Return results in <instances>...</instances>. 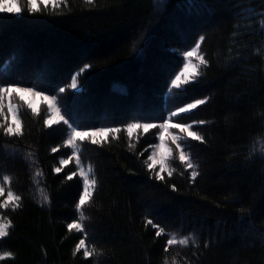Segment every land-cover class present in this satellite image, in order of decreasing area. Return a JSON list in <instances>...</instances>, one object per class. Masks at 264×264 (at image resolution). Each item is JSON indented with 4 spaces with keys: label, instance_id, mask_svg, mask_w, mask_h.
Returning a JSON list of instances; mask_svg holds the SVG:
<instances>
[{
    "label": "trees",
    "instance_id": "16d2710c",
    "mask_svg": "<svg viewBox=\"0 0 264 264\" xmlns=\"http://www.w3.org/2000/svg\"><path fill=\"white\" fill-rule=\"evenodd\" d=\"M19 3V16L0 13V82L44 94L65 87L60 95L79 129L121 132L96 145L78 142L97 181L84 207L86 245L97 254L85 259L82 249L74 256L83 234L67 224L78 218L81 178L66 179L75 163L53 170L69 152L66 126L45 127L47 105L33 115L18 101L23 135L0 129V178L9 176L22 198L15 210L0 209L12 224L0 239V253L12 257L0 264H264V159L250 154L264 140V33L257 18L264 0H60L40 4L39 12H29L27 0ZM247 9L251 15L242 17ZM201 35L207 67L199 83L172 99L171 74ZM77 73L81 90L74 92ZM205 98L184 119L206 122L196 126L205 142H188L197 177L172 145L168 163L176 171L157 180L159 167L149 170L145 162L160 130L137 129L129 137L126 125L162 123L170 110ZM171 234H192L198 247L167 246Z\"/></svg>",
    "mask_w": 264,
    "mask_h": 264
},
{
    "label": "snow or ice",
    "instance_id": "6c2138e0",
    "mask_svg": "<svg viewBox=\"0 0 264 264\" xmlns=\"http://www.w3.org/2000/svg\"><path fill=\"white\" fill-rule=\"evenodd\" d=\"M38 2L47 6L50 0H27V8L29 12H39L40 8L38 7ZM89 3L92 0H88ZM164 0H154L156 4H162ZM53 7L56 6L55 0H51ZM252 9H247L243 15H251ZM0 13H9L19 16L22 13V8L20 7L19 0H0ZM257 18L259 20V27L262 33H264V11L257 13ZM205 40L203 35L199 36L198 40L194 41V47L190 50L184 49L183 56L181 57L182 68L171 74V77L168 82V93L170 98L175 99L179 97L182 93L187 92L188 86L190 84L199 83L198 77L203 74V69L200 65L207 67L206 59L200 55L199 64L193 63L192 58L198 53L201 48V43ZM259 54V50H257ZM87 67V66H85ZM83 71V70H81ZM78 75H73L70 79V87L74 92H79L78 87ZM65 87H59L57 94L45 95L44 90H35L31 86H17L12 83L0 82V102H2L5 95H11L12 93L16 94H29L31 96H39L42 100L47 101V115L43 121L45 127L52 128L54 125H59L61 122L66 126V139L63 141V147L69 149V152L65 155H62L58 159L59 166L54 167V172L60 173L63 170V166H67L70 161L75 158V170L70 174H67L66 179L72 180L74 177L79 174L81 178L82 191L78 197V202L75 205V211L78 214V218L75 219L72 223L67 224V229L71 232L73 229L77 233L83 234V238H80L76 244L73 255L80 253L83 249V257L88 259L93 255H96V249L93 247L89 250L88 245H86L87 232L84 227V221L88 217L84 213V207L92 200L93 193L96 189L97 181L93 175V168L91 165L87 166L85 171L84 162L81 159L82 149L78 145V141H84L90 139L93 145L98 144L99 142L95 139L97 136H102L107 138L109 135H115L121 132L120 127H97L92 130H79V126L72 119L70 112L68 111L67 105L64 103V97L60 94L65 93ZM23 99V96L20 97ZM207 102V99H196L195 102L186 103L184 106L176 107L175 109L170 110L167 120H164L162 123H153V122H133L126 125L127 135L131 137L133 132L137 129H143L144 132H148L149 129H159L161 130V135L159 136V143L151 148L156 149L152 151L147 157V161H152V163H146V166L149 170H154L157 161L159 162V171H156L155 178L157 180H163L164 176L162 173L167 171L168 176H171L173 172L176 171L175 167L169 166V161L174 158V150L172 147L165 144V138L163 133H170L171 144L175 145V152L178 153L179 162L185 165V169H191L190 176L194 181L198 175L196 170L198 165H196L190 155L189 151V138L191 141H198L204 143V137L199 134V131L196 129L197 125H204L205 121H192L190 123L184 122V119L190 118L194 110L198 109L199 106L204 105ZM28 108L31 109L33 115H40L39 111L32 106L31 103L28 104ZM9 113L12 116V122L7 123V118H5V123H0V129H3L4 135L8 137H19L23 135L22 121L20 119L19 110L13 108L11 104L8 106ZM183 114V117L182 115ZM0 116H3V105L0 103ZM171 129H177L180 135L177 133H171ZM258 145H264V140L254 142L253 150L250 153L251 155H259L260 158L264 159V147H258ZM60 150V146L54 147L51 149L52 153H56ZM35 175L40 177L41 172H36ZM21 196L17 195L11 187V178L7 175H3L0 178V209L7 210L10 206L15 210L19 208L21 202ZM47 202V197H45ZM148 224L153 225L152 220L147 221ZM12 227L11 221L7 217L0 215V239H3L9 235V229ZM156 227V225H153ZM164 229L160 228L156 232V236H160L164 233ZM193 246L198 247L196 238L189 234L183 238H177L176 234H171L170 238L167 239L166 245L171 246L174 244H179L181 246H187L189 242ZM165 247V252L168 251V247ZM208 245L206 244L205 247ZM12 257V253H0V261L5 260L6 258ZM165 264H168L167 259H165ZM175 264V259L173 261Z\"/></svg>",
    "mask_w": 264,
    "mask_h": 264
},
{
    "label": "rangeland",
    "instance_id": "374dc122",
    "mask_svg": "<svg viewBox=\"0 0 264 264\" xmlns=\"http://www.w3.org/2000/svg\"><path fill=\"white\" fill-rule=\"evenodd\" d=\"M59 1L60 0H55V4H57V3H59ZM40 4H42V3H39L38 2V6L40 5ZM49 4H52L51 3V0H50V2H49ZM200 55H202L203 56V54L201 53V50H199L198 51V53L196 54V55H194V57L192 58V62L193 63H196V64H199V56ZM204 57V56H203ZM200 67L202 68L203 67V65H200ZM77 74H79V73H77ZM76 74V75H77ZM78 77H79V75H78ZM77 83H78V87H79V89L81 90V87H80V85H79V82L77 81ZM35 89V88H34ZM36 90V89H35ZM21 95L23 96V99H21L20 97H21ZM45 95H49V94H45ZM20 100V102H26L27 104H29V103H31L32 104V106L34 107V108H36L37 110H39L40 109V107L42 106V105H47V101H44V100H42L39 96H31V95H29V94H16V93H12L10 96L9 95H5L4 97H3V100H2V102H0V103H2V105H3V114L5 115V118H7V122L8 123H11L12 122V116H11V114L9 113V110H8V106H9V104H11L12 106H13V108H16V109H18L19 110V107H18V101ZM19 112H20V110H19ZM79 130H82V129H79ZM136 131V130H135ZM134 131V132H135ZM171 131V133H177V134H180L179 132H178V130L177 129H171L170 130ZM133 132V133H134ZM161 135V130H160V133H159V136ZM163 135H164V138H165V144L166 145H168V146H170V147H172V144H171V140H170V133H163ZM180 135H184V134H180ZM105 137H102V136H97V137H95V139L96 140H102V139H104ZM78 142H80V141H78ZM158 143H159V141H158ZM157 143V144H158ZM261 145H258V147H260ZM173 148V147H172ZM156 149H153V151H155ZM25 158L27 159V160H30V156H29V154H25ZM72 163H75V158H73V160L72 161H70V163L68 164V165H70V164H72ZM150 163H152V161H150ZM85 165V171L87 170V166L88 165H86V164H84ZM155 167H159V162L157 161V163H156V165H155ZM34 176H35V174H34ZM35 178H36V181L37 182H40V181H38L39 180V178L40 177H37V176H35ZM37 194H38V192H37ZM37 201H38V199H37ZM39 202H41V203H46V201H45V197L40 193V195H39ZM176 236H177V238L179 239V238H183V237H185L184 235H177L176 234ZM174 245H176V244H174Z\"/></svg>",
    "mask_w": 264,
    "mask_h": 264
}]
</instances>
